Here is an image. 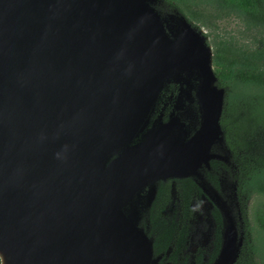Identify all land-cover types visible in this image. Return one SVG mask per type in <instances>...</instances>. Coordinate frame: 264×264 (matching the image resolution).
<instances>
[{
  "label": "water",
  "instance_id": "1",
  "mask_svg": "<svg viewBox=\"0 0 264 264\" xmlns=\"http://www.w3.org/2000/svg\"><path fill=\"white\" fill-rule=\"evenodd\" d=\"M161 0H0L1 264H157L141 193L221 158L227 92L203 30ZM195 95L188 139L147 129L163 91ZM244 244L233 220L214 264Z\"/></svg>",
  "mask_w": 264,
  "mask_h": 264
},
{
  "label": "flooded vegetation",
  "instance_id": "2",
  "mask_svg": "<svg viewBox=\"0 0 264 264\" xmlns=\"http://www.w3.org/2000/svg\"><path fill=\"white\" fill-rule=\"evenodd\" d=\"M179 90L171 85L163 91L147 129L158 120L168 123L176 118L188 130V140L200 127V112L194 94L189 99L184 97L177 106ZM213 151L221 158L211 161L210 168L203 166L193 176L158 182L150 204V189L141 193L139 228L151 239L157 264H214L221 254L230 219L238 236L244 235L235 264H250L246 255L251 249L247 246L254 215L250 206L255 199H248L236 179L239 169L226 140Z\"/></svg>",
  "mask_w": 264,
  "mask_h": 264
},
{
  "label": "trees",
  "instance_id": "3",
  "mask_svg": "<svg viewBox=\"0 0 264 264\" xmlns=\"http://www.w3.org/2000/svg\"><path fill=\"white\" fill-rule=\"evenodd\" d=\"M157 9L180 12L213 40L218 85L228 91L221 125L236 179L248 199L261 198L249 226L250 264H264V0H161ZM226 18L245 25L246 43L222 33L218 22Z\"/></svg>",
  "mask_w": 264,
  "mask_h": 264
},
{
  "label": "rangeland",
  "instance_id": "4",
  "mask_svg": "<svg viewBox=\"0 0 264 264\" xmlns=\"http://www.w3.org/2000/svg\"><path fill=\"white\" fill-rule=\"evenodd\" d=\"M218 25H219L222 33H224V34L226 33L227 35L229 34V36L235 38L234 40L237 42L246 43L250 39L247 32L245 31V25L241 21H239L238 19L226 18V19L218 22ZM201 30H203V29H201ZM203 31H204L205 35L208 33V31H206V30H203ZM206 37H207L208 44L211 46V48L214 52V47H213V45H211L212 44L211 42H213L212 38L211 37L208 38L207 35H206ZM226 92L228 95L227 90H226ZM225 103H226V100H225ZM260 199L261 198H255V201L254 202L252 201L251 206H250L251 212L253 210L254 211L256 210V206L260 202ZM247 246H248V244H247ZM246 258H247V261L251 262V254L246 255ZM249 258H250V260H249ZM252 264H256V262L253 261Z\"/></svg>",
  "mask_w": 264,
  "mask_h": 264
}]
</instances>
